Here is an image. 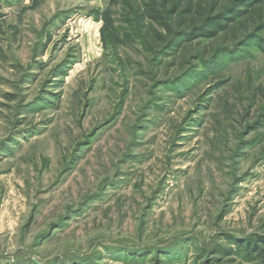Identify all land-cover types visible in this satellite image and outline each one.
<instances>
[{"label": "rangeland", "instance_id": "1", "mask_svg": "<svg viewBox=\"0 0 264 264\" xmlns=\"http://www.w3.org/2000/svg\"><path fill=\"white\" fill-rule=\"evenodd\" d=\"M150 60L117 0H0V264H197L264 235V43Z\"/></svg>", "mask_w": 264, "mask_h": 264}, {"label": "trees", "instance_id": "2", "mask_svg": "<svg viewBox=\"0 0 264 264\" xmlns=\"http://www.w3.org/2000/svg\"><path fill=\"white\" fill-rule=\"evenodd\" d=\"M132 40L165 73L186 75L251 42L264 43V0H117ZM169 58V62L164 59ZM196 65H195V64ZM197 264H264V235L223 237ZM206 257V258H205Z\"/></svg>", "mask_w": 264, "mask_h": 264}]
</instances>
